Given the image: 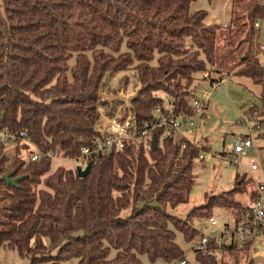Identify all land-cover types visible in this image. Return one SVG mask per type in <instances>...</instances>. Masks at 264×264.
Returning a JSON list of instances; mask_svg holds the SVG:
<instances>
[{"label": "trees", "instance_id": "obj_1", "mask_svg": "<svg viewBox=\"0 0 264 264\" xmlns=\"http://www.w3.org/2000/svg\"><path fill=\"white\" fill-rule=\"evenodd\" d=\"M198 1L0 0V131L25 135L12 141L13 157L0 142V250H16L30 264H144V256L192 264L176 232L194 243L197 216L245 208L236 200L245 178H236L232 190L206 195L187 217L172 214L170 208L190 200L202 149L189 143L181 149L162 131L153 133L156 151L129 143L88 161L85 178L62 165L54 170L49 158L25 155L34 145L75 160L92 148L108 104L102 90L116 73L138 76L131 106L140 126L166 104L161 92L177 112L195 116L192 85L213 67L221 29L206 24L207 10H193ZM257 21L264 22V0H232L224 28L247 46L236 75L260 88L264 112ZM9 173L22 180L9 185L3 179ZM251 247L225 246L220 260L194 252L199 264H242Z\"/></svg>", "mask_w": 264, "mask_h": 264}, {"label": "rangeland", "instance_id": "obj_2", "mask_svg": "<svg viewBox=\"0 0 264 264\" xmlns=\"http://www.w3.org/2000/svg\"><path fill=\"white\" fill-rule=\"evenodd\" d=\"M198 2L205 6L204 9L214 8L212 6L214 3L211 4L212 0H199ZM260 22L262 26L259 34L260 39H258L259 45L264 42V22ZM241 39V36L231 35L229 30L221 27L213 67L209 66L205 73L196 76L192 89L195 91L196 98H203L205 92L212 91L211 80H219L222 75H226L229 76L228 84L226 88L212 92L205 113L196 119V127L189 130L194 135L198 147L214 154L227 152L237 138L249 135L252 129V135L255 138L254 145L259 151V157L258 151H250L248 157H241V165H234L218 158L211 160L206 158L205 161L197 159L194 166L195 186L189 202L176 208H170V212L179 218L187 217L193 209L204 205L206 195L208 197L224 196L225 192L235 187L236 178L240 180L245 178L242 186L243 192L236 196V200L243 205L249 202L250 194L256 190V183L251 176L264 182L261 176V173L264 172V112L258 108L260 105V88L253 84L250 79L236 75L239 70V62L244 58V53L247 50V46L241 43ZM139 87L138 76L134 70L108 76L106 86L101 94L102 101L108 102V104L101 109V112L109 111V109L110 112L116 111L118 108L125 107L128 102L131 105V101L137 94ZM159 95L166 97L168 100L170 99L163 92ZM246 114L252 115L248 123H245L243 118ZM101 123H104V120ZM204 128L205 132H203ZM0 142L6 145L8 155L13 157L17 145L1 139ZM251 158H257L259 164L262 165V168L253 175L250 173ZM53 162L54 170L60 165L73 170H77L78 166L86 167L85 164L80 162H66L63 160ZM214 215L223 224L234 221L238 211L234 209H216ZM203 218L204 216H197L193 220L192 225L195 229L198 221L203 220ZM176 236L177 243L185 252L186 260L192 264H199L196 261L195 249H193L196 239L194 243H189L179 231L176 232ZM244 257L242 264L251 262V264H264V239L255 240L250 251L244 252ZM142 258L144 264H167L163 260L152 263L146 256ZM0 263L30 264V260L22 258L16 250L2 249L0 250ZM174 264H179V262Z\"/></svg>", "mask_w": 264, "mask_h": 264}, {"label": "built area", "instance_id": "obj_3", "mask_svg": "<svg viewBox=\"0 0 264 264\" xmlns=\"http://www.w3.org/2000/svg\"><path fill=\"white\" fill-rule=\"evenodd\" d=\"M255 26L260 29L261 22L257 21ZM257 58L260 63L264 64V42L259 45ZM228 80L229 76L222 75L219 80L211 82V92L207 91L204 93L203 98L193 100L192 105L197 113L195 116L177 112L175 103L169 99L164 106L153 110L150 121L140 126L128 102L125 107L118 108L116 111L101 112L104 123H101V120L100 125L97 126L100 135L94 141V146L84 148L81 156L77 159L62 158L59 150L46 154L34 145H30L31 149L26 159L28 161H40L49 158L52 162L63 160L66 162H80L87 166L88 161L96 160L111 152L122 151L129 143H146L148 149H151L154 138L153 133L156 131H162L163 139L172 140L180 145L181 149H185L188 143L196 146L194 135L189 129L196 127V119L205 113L212 92L226 88ZM250 115L243 116L245 123H248L252 118V115ZM252 133L251 129L249 135L237 138L227 152L213 154L211 151L201 150L198 159L205 161L206 158L209 160L218 158L234 165H241V157H248L250 151H258L254 145L255 138ZM151 135L152 138L150 139ZM19 137H25V135H14L10 132L0 131L2 141L12 142ZM26 143L28 144V142ZM250 164V173L253 175L259 171L260 164L257 158H251ZM255 183L256 190L252 192L250 201L243 210L238 212L234 221L221 224L215 215L204 217L203 220L198 221L196 229L200 234L193 246L196 252L207 253L220 260L225 246L242 247L246 243L264 239V182L255 181ZM179 264H186V261Z\"/></svg>", "mask_w": 264, "mask_h": 264}, {"label": "crops", "instance_id": "obj_4", "mask_svg": "<svg viewBox=\"0 0 264 264\" xmlns=\"http://www.w3.org/2000/svg\"><path fill=\"white\" fill-rule=\"evenodd\" d=\"M212 3H214V5H212L214 8H209V9L205 8L208 11V17L206 18V24L207 25H217L220 27H227L231 21L232 0H212L211 4ZM204 7L205 6L201 5V3L197 2L193 5V10L194 11L201 10V9H204ZM217 7H218V10H217ZM203 132H205V128L203 129ZM257 153L259 157V151ZM261 168H262V165L260 164V169ZM261 176H262V179H264V172L261 173ZM251 178L253 179L254 182L258 179V178H255L254 176H252ZM258 181H261V180L258 179ZM251 194H250L249 201L251 199ZM142 261L144 263L143 258H142Z\"/></svg>", "mask_w": 264, "mask_h": 264}, {"label": "water", "instance_id": "obj_5", "mask_svg": "<svg viewBox=\"0 0 264 264\" xmlns=\"http://www.w3.org/2000/svg\"><path fill=\"white\" fill-rule=\"evenodd\" d=\"M27 148V146H26ZM152 150L156 151L157 150V142L155 137L153 138L152 141ZM92 165L88 164L84 169L80 166L77 167V175L80 178H85L91 171ZM14 175V173H9L3 177V179L9 184V185H14L16 186L18 182L22 180V177L17 178V179H11V177Z\"/></svg>", "mask_w": 264, "mask_h": 264}]
</instances>
